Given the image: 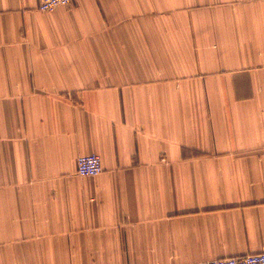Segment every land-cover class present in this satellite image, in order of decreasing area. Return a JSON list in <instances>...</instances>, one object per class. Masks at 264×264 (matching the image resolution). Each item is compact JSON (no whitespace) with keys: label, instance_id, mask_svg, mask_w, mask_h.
Segmentation results:
<instances>
[{"label":"crops","instance_id":"crops-1","mask_svg":"<svg viewBox=\"0 0 264 264\" xmlns=\"http://www.w3.org/2000/svg\"><path fill=\"white\" fill-rule=\"evenodd\" d=\"M261 251L264 0H0V264Z\"/></svg>","mask_w":264,"mask_h":264},{"label":"built area","instance_id":"built-area-1","mask_svg":"<svg viewBox=\"0 0 264 264\" xmlns=\"http://www.w3.org/2000/svg\"><path fill=\"white\" fill-rule=\"evenodd\" d=\"M74 1L76 0H38L39 9L42 11H51L60 5H68ZM77 171L82 176L102 173L104 165L101 155L95 152L80 155L77 160ZM179 264H264V251Z\"/></svg>","mask_w":264,"mask_h":264}]
</instances>
